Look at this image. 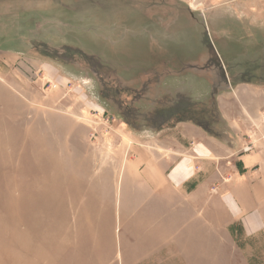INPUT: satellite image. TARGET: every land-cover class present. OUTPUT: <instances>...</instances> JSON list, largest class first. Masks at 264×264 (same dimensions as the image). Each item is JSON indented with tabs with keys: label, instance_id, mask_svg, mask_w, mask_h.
Wrapping results in <instances>:
<instances>
[{
	"label": "rangeland",
	"instance_id": "374dc122",
	"mask_svg": "<svg viewBox=\"0 0 264 264\" xmlns=\"http://www.w3.org/2000/svg\"><path fill=\"white\" fill-rule=\"evenodd\" d=\"M263 105L264 0H0V264H84L112 228L170 233L151 264H264L220 189Z\"/></svg>",
	"mask_w": 264,
	"mask_h": 264
},
{
	"label": "crops",
	"instance_id": "0c3cea01",
	"mask_svg": "<svg viewBox=\"0 0 264 264\" xmlns=\"http://www.w3.org/2000/svg\"><path fill=\"white\" fill-rule=\"evenodd\" d=\"M234 96L236 97L235 93ZM237 98L238 97L233 99L231 103L223 104L222 109H220L221 112L223 111V113H228L229 116H233V119L227 118V123L229 125L228 128L233 129V131L237 129V127L231 124H236L234 121H237L235 118L240 116L239 114H248L252 121L254 119L251 118L252 112L250 110H246L247 108L244 107L241 104V100ZM261 108L263 109L264 105L261 106ZM237 126V131L239 130L241 132L239 123H237ZM258 128L260 134V137H258L260 147L255 151L260 152L258 154H248V152H245L249 151L247 149L248 147L240 150L242 151L239 157L241 170L237 173L236 177L234 176L236 179L234 184L229 185L231 181L229 182V180H227L226 185L222 184L220 186V189L223 188V191H220L221 202L224 205V208L227 210L231 218L240 221L243 233L248 236H256L264 228V121L262 122V127L260 126ZM217 140L218 142L216 145L220 147V144L223 141L220 137H218ZM225 144L228 148L230 147L228 143ZM200 145L201 146H198L195 151H214V147H212L213 149L211 150L210 147H207L204 144ZM185 159L188 160L186 164L188 168H191V173L189 174V177L186 175L187 177L183 180L175 182L171 178V175L177 166ZM197 159L199 158L196 155L193 157H184L167 168L165 171L167 188H182L185 184L191 182L193 177H195L194 163L197 162ZM182 171L186 172L183 168L180 172L182 173ZM137 216L139 215H136V217ZM139 219H141V216ZM116 232V228L108 230V233L106 234H108L109 240L107 241L106 246L100 245L99 242H94V244L90 242L91 245L89 250H87V244L84 245L85 248L82 250L83 263L151 264V262L157 258L160 260L161 254L163 258L165 251H167V258L170 259V233L166 234L167 238H165L164 229L162 231L155 230V232L152 228L145 230H126L122 236L123 238L121 237V231H119V240H117ZM155 237L158 240H155ZM122 239L125 240L124 245L121 243ZM164 239H166V242ZM70 257L72 256H69L68 254L65 259L63 258V260L68 262L67 259Z\"/></svg>",
	"mask_w": 264,
	"mask_h": 264
}]
</instances>
